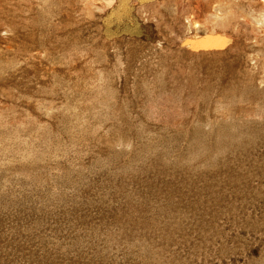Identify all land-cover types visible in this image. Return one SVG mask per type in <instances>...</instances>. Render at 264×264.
<instances>
[{"label": "rangeland", "instance_id": "obj_1", "mask_svg": "<svg viewBox=\"0 0 264 264\" xmlns=\"http://www.w3.org/2000/svg\"><path fill=\"white\" fill-rule=\"evenodd\" d=\"M0 264H264V0H0Z\"/></svg>", "mask_w": 264, "mask_h": 264}, {"label": "bare ground", "instance_id": "obj_2", "mask_svg": "<svg viewBox=\"0 0 264 264\" xmlns=\"http://www.w3.org/2000/svg\"><path fill=\"white\" fill-rule=\"evenodd\" d=\"M203 40V38H201ZM198 41V40H197ZM203 41H206V40H203ZM195 42V41H194ZM202 42V41H201ZM198 43V42H197Z\"/></svg>", "mask_w": 264, "mask_h": 264}]
</instances>
